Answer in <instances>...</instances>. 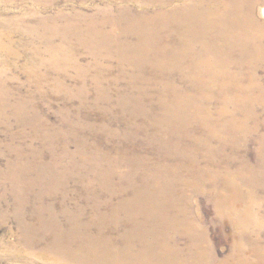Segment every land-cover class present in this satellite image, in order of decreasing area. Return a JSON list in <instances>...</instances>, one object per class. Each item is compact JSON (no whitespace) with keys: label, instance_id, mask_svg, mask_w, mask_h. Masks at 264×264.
I'll list each match as a JSON object with an SVG mask.
<instances>
[{"label":"rangeland","instance_id":"374dc122","mask_svg":"<svg viewBox=\"0 0 264 264\" xmlns=\"http://www.w3.org/2000/svg\"><path fill=\"white\" fill-rule=\"evenodd\" d=\"M146 1L152 0H0V264H44L41 251L48 248L58 230L70 234L72 227L68 221L72 216L81 217L75 224L77 237L87 235L86 226L96 236L102 219H93L92 195L99 194L98 214L106 216L108 207L117 212L122 199L117 188L127 182L131 172L141 174L135 179L140 188L146 187V177L156 178L161 185L168 177L182 182H197V177L206 181L205 185L201 183V192L188 187L181 195L187 198L191 215L197 221L202 220L203 228L208 229L212 253L223 260L234 254L240 240L232 235L235 230L230 220L218 223L215 204H220L215 194L223 188L222 183L211 188L207 179L240 171L242 185L238 186L246 194L248 188L242 178L249 168L257 186L254 201L259 204L254 212L258 219L253 223V232L249 231V238L243 236L244 242L248 241L243 244L251 251L247 256L251 264H256L251 241L260 245L259 259H264L263 61L258 58L240 61L236 51V58L233 56L235 59L227 65L228 71L239 76L253 70L251 75L262 92L230 93L223 106L217 101L205 104L201 99L199 104L190 106L195 108L194 112L178 108V114H171L174 119L165 116L158 128L155 122L162 118L158 90L151 87L142 97L138 93L142 81L134 77L137 72L131 70L128 62L120 64L118 56L94 57L87 46L76 40L71 42L74 58H57L55 50L50 51L29 30L36 17L53 19L60 14L76 13L85 17L98 15L109 22L114 19L115 27L122 29L125 18L138 12V6ZM262 8L264 0H257V15L264 23ZM232 14L226 16V19L234 17L230 26L241 28V14L238 11ZM262 41L258 45L264 50V38ZM56 44H60L59 36L53 37L52 45ZM248 47L238 45L240 50ZM175 79L180 89L187 88L181 75ZM221 110L226 122H230L222 130L217 124L203 125L205 122L201 124L203 121L194 116L207 111L214 116ZM150 111L157 119H149ZM175 124L180 125L178 133L173 130ZM109 157L118 162L111 166L106 161ZM215 164L219 167L215 168ZM109 168L111 174L105 175ZM220 181L223 182L222 178ZM108 184L118 191L111 201L106 188L103 189ZM124 211L118 213L123 222L114 225L113 231L107 228L106 234L108 239L117 241L118 248L128 230ZM257 224H261L259 233L255 231ZM177 242L181 248L187 245L185 238H178ZM260 261L258 264H264Z\"/></svg>","mask_w":264,"mask_h":264},{"label":"bare ground","instance_id":"6f19581e","mask_svg":"<svg viewBox=\"0 0 264 264\" xmlns=\"http://www.w3.org/2000/svg\"><path fill=\"white\" fill-rule=\"evenodd\" d=\"M256 6L257 0H152L143 2L141 6H138L140 8L136 10L138 12L130 17L127 16L122 29L115 27L114 19L109 22L100 19L98 15L85 17L76 13L73 16L60 14L53 19L36 17L34 26L29 30L33 35H37L50 51L55 50L54 56L57 58H74L71 42L76 40L81 45L87 46L94 57L118 56L120 64L124 61L128 62V65L133 67L131 70L137 72L134 77L142 81V88H138L139 91L136 89L142 97L151 87L158 90L156 94L160 104H157L162 112V118L157 119L153 111L148 113V117L150 120L156 118L158 121L155 123L159 128V125L164 123L161 120H165V116L174 119L171 114H178L176 111L180 110L178 108L194 112L195 108L190 106L199 104L201 99L205 104L217 101L223 106L227 103L226 95L230 93L235 95L250 94L251 91L262 92L259 83L251 75L253 70L239 76L227 69L229 62L236 58L234 55L236 51L239 52L240 61L242 59L254 61L258 58L264 62V50L258 45L259 42L263 44L264 23L260 22ZM36 9L35 14L38 12V8ZM236 11L241 14L243 22L241 28L230 26L234 17L226 19L228 13H233L232 16H234ZM261 14L264 15L263 8ZM55 36L60 37L58 46L52 45ZM131 38L135 41L132 42ZM225 45L229 48H224ZM238 45L250 47L240 50ZM254 46L255 48H251ZM177 75H181L183 81L187 83V88L180 89L182 87L177 85V79H175ZM135 114L141 113L135 112ZM194 116L198 117L199 121H203L201 124L205 122L203 125L217 124L220 130L230 125V122H226L223 110L215 113L214 116L208 111L206 114ZM175 125L173 130L178 133L180 125ZM106 161L111 166L118 162L111 157ZM216 162L220 163L219 160ZM214 166L219 167L218 164ZM248 167H250L249 164ZM250 169L242 178L248 188L246 194H243L238 186L242 185L240 171L232 175L224 174L218 175L215 179H207L211 188H218L220 187L218 183H222L224 189L221 187L218 194H215L216 197L219 196L217 204H220H215L218 223L230 220L235 230L231 234L237 238V241L240 240L234 247V254L223 260H218L212 253L213 247L209 244L208 229L203 228L202 220L197 221L191 215L187 198L184 199L181 195L188 187L193 191L201 192L202 184L204 182L207 184L206 181L202 182L203 179L197 177L198 183L182 182L176 177H168L165 184L161 185L156 178L146 177L144 178L146 187L140 188L135 179L141 174L138 175L136 172L127 175V182L117 188L120 192L116 190L122 198L117 212H113L108 207L106 216L98 214L99 194L92 195L90 209L95 214L93 219L96 221L97 218L102 219L96 236L92 235L89 227L86 226L87 235L77 237L75 224L81 217L72 216L70 220L68 219V225L72 227L70 234L73 233V235L69 233L65 235L62 230H58L48 248L39 252L40 256L44 259V264H233L232 262L251 264L247 257L251 251L248 252L245 249L246 241L244 240L249 238V231L253 232V223L257 222V214L254 211L259 202L256 199L254 201V188L257 186L254 185ZM111 170L107 169L105 175H110ZM143 173L145 172H142V175ZM219 178H222L223 182H219ZM89 184H91L90 180ZM110 185L103 186V189L106 188L104 191L111 201L113 196H116V188H109ZM121 209L125 210L124 222L128 230L123 238L124 243L122 241V246L118 248L115 246L117 241L114 238L108 239L106 234L107 228L113 231L114 225L123 222V217L119 218L118 215ZM93 219L89 223H92ZM260 229L261 224H257L255 231L259 233ZM178 238L186 239L185 248L179 246ZM250 245L253 251L252 256L258 264L261 247L252 241ZM261 261L264 262V259L261 258Z\"/></svg>","mask_w":264,"mask_h":264}]
</instances>
